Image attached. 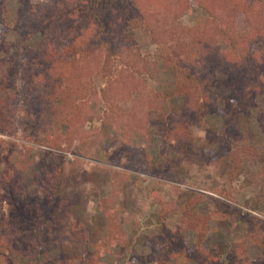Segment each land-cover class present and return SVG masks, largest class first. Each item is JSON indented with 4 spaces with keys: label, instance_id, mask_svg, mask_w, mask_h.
Instances as JSON below:
<instances>
[{
    "label": "trees",
    "instance_id": "obj_1",
    "mask_svg": "<svg viewBox=\"0 0 264 264\" xmlns=\"http://www.w3.org/2000/svg\"><path fill=\"white\" fill-rule=\"evenodd\" d=\"M9 3L15 8L13 33L7 32ZM193 5L204 12L203 18L193 25L179 22L177 18ZM167 14H173V19L167 20ZM146 27L156 31V60L173 73L176 92L184 102L183 121L204 124L209 114L217 112L213 87L220 71L233 82L223 101L244 115L255 109V122L264 135V106L259 104V96H264V0H0V133L13 137L18 114L24 112L31 128L40 127L37 132L31 129L25 133L24 138L29 145L42 144L52 152L69 146L77 131L91 122V111L87 110L90 101L101 105L100 119L107 121L113 100L145 83L141 76L147 73L150 55L139 47L131 50L124 40L128 33ZM146 94L148 106L166 99L160 92ZM156 109L161 139L171 147V139L180 133V122L163 108ZM228 126L231 136H221L220 140L233 167L237 169L238 153L256 160L259 153L253 144L238 145L246 139L240 124L231 121ZM5 141L0 140V145ZM128 158L132 168L141 170L137 155ZM7 173L0 174V218L9 225L8 233L0 236V255L6 250L29 255L37 252L40 236L32 235L33 244H28L30 235L21 229H31L48 202L40 200L37 188L26 194L27 184L20 171L13 178ZM38 174L34 172L32 183H40ZM56 176L55 171L48 174L43 194ZM179 209L182 227L193 232V241L188 245L182 237L172 236L168 242L160 235H147L155 261L209 264L216 255L204 243L208 217L195 212V204L189 201ZM163 212L161 209L159 214ZM219 213L217 208L210 214L218 220ZM245 214L250 237L260 253L253 259L244 258L242 264H264V218ZM12 231L31 246L20 250L12 244ZM233 249L238 255L235 246Z\"/></svg>",
    "mask_w": 264,
    "mask_h": 264
},
{
    "label": "rangeland",
    "instance_id": "obj_2",
    "mask_svg": "<svg viewBox=\"0 0 264 264\" xmlns=\"http://www.w3.org/2000/svg\"><path fill=\"white\" fill-rule=\"evenodd\" d=\"M13 4L8 6L9 33H13ZM173 16L167 14L166 18ZM203 16L204 12L193 5L177 20L193 25ZM155 38L156 31L147 27L125 36L127 47L133 51L139 47L150 55L147 73L141 76L145 83L113 100L107 121L100 119L101 105L90 101L87 110L91 111V122L77 131L69 146L47 152L42 144L29 145L24 134L31 129L37 132L40 127L31 128L24 112L18 114L13 137L0 133V140H6L0 145V174L8 172L13 178L20 171L27 184L26 194L37 188L40 200L48 202L34 226L21 229L30 235L28 244H33L32 235L40 236L37 252L22 255L6 250L0 255V264H157L147 235H160L168 242L172 236L182 237L188 245L193 241V232L182 227L179 209L187 201L195 204V212L208 217L209 229L202 232L204 243L216 255L209 264H228L229 260L242 264L244 258L259 255L250 237V224L243 218L245 212L264 218V135L255 122V109L244 115L223 101L233 82L219 71L213 87L218 97L217 112L209 114L204 124L183 121V99L176 92L172 71L156 60ZM147 91L165 94L166 99L148 106ZM259 104L264 106V96H259ZM158 107L180 122V133L171 139V147L161 139ZM227 121L239 123L246 136L238 142L239 147L247 142L259 153L256 160L238 153L237 169L226 157L220 140L221 136H231ZM133 155L140 159L137 167L141 170L132 168L128 157ZM35 171L41 175L40 183L31 182ZM53 171L58 179L46 186L43 194V181ZM217 208L218 220L210 214ZM7 227L0 218V236L8 233ZM9 234L11 243L20 250L31 246L21 242L17 232Z\"/></svg>",
    "mask_w": 264,
    "mask_h": 264
}]
</instances>
